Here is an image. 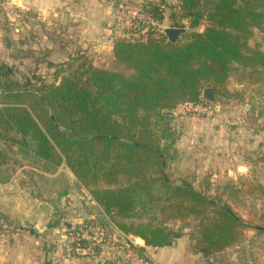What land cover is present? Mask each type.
<instances>
[{"label": "trees", "instance_id": "obj_1", "mask_svg": "<svg viewBox=\"0 0 264 264\" xmlns=\"http://www.w3.org/2000/svg\"><path fill=\"white\" fill-rule=\"evenodd\" d=\"M120 2L136 3L114 4ZM139 4L147 19L114 35L111 68L93 65L77 48L66 67L45 59L56 68L53 81L36 75L20 81L0 65V141L29 153L45 171L67 167L105 227L154 247L189 228L196 252L214 255L238 244L247 223L228 202L195 187L194 176L174 169L179 132L164 111L232 97L226 82L235 64L249 82L264 81V51L248 45L253 28L264 31V0H178L174 25L193 31L176 42L157 27L165 1ZM205 87L210 99L202 97ZM255 102L264 115V104Z\"/></svg>", "mask_w": 264, "mask_h": 264}, {"label": "crops", "instance_id": "obj_2", "mask_svg": "<svg viewBox=\"0 0 264 264\" xmlns=\"http://www.w3.org/2000/svg\"><path fill=\"white\" fill-rule=\"evenodd\" d=\"M8 1L17 11V17L7 14L8 20L22 34L41 37L40 43L50 50L49 62L68 60L74 48L95 66L113 60L115 0ZM164 1L167 6L161 27H178L174 25L177 20L171 18L178 0ZM5 12L0 10V51L6 49ZM231 75L226 87L232 97L221 99L212 116L187 115L183 105L172 115L179 132L175 141L177 168L195 175L194 186L207 185L208 193L248 184L252 169L264 162V115L259 114L252 93L243 88H248L247 79ZM0 150L7 156L0 162V264H97L94 256L82 251L66 255L62 249L67 228L87 219H102L87 189L65 166L45 171L29 153L9 148L2 141ZM24 159L30 161L24 163ZM189 232L185 228L172 244L161 247L137 239L152 264H217L225 254L231 259L230 248L210 256L196 252ZM247 234L245 231L244 236Z\"/></svg>", "mask_w": 264, "mask_h": 264}, {"label": "rangeland", "instance_id": "obj_3", "mask_svg": "<svg viewBox=\"0 0 264 264\" xmlns=\"http://www.w3.org/2000/svg\"><path fill=\"white\" fill-rule=\"evenodd\" d=\"M116 6L117 5L114 4V10ZM0 10L3 12L6 11L3 16L5 17V24H7V34L4 36V46L6 49H2L0 51V65L10 66L12 68L11 76L20 81H23L27 76L33 75L40 76L46 81H53L55 77L54 71L56 68L48 67L47 65L46 60L51 54L49 53L50 50L47 48V46L40 43L41 37L39 38L38 36L37 39L36 36H32L31 34H22L18 30V26L11 24V21L8 20L7 14H9L11 17H17V11L15 7L10 6L8 10L2 9L0 7ZM183 28H185L183 33L186 34L182 35L183 33H181L179 38L181 37L182 40H185L193 30L187 26ZM198 29L202 30V26H200ZM158 30H160L159 27ZM112 31L116 32V35L122 34L123 32L121 28L115 26V22L114 26L112 27ZM248 45H257L264 51V31H261L256 27L253 28L252 33L248 38ZM55 64L66 67L63 62H57ZM113 66H115L114 59L109 61L106 66L102 67L111 68ZM232 68V77L240 76L243 77V79H247L240 66L235 64L232 66ZM247 81L248 88L246 85L243 88L251 92L252 96L258 102H262L264 104V81L261 83H251L248 79ZM179 105H183V110L187 114L188 111L185 109L184 104ZM214 108H217V104L214 105ZM192 114H194L193 117H196L197 115L195 113ZM171 125L174 129H176V131H178L172 120ZM261 141H264V139ZM256 146L258 147V145ZM9 157L12 158L14 156L13 154L9 153ZM29 161L30 160L26 159L23 160L24 163ZM177 162H175L173 166L175 170L179 169L177 168ZM260 165L262 168H260ZM252 167H254V165ZM184 173L188 174L189 178L192 176L195 177V175H192L191 172L184 171ZM251 177L253 178L250 180V182H248V184L244 183L240 187L229 185L226 190L212 189V193H209L212 196L220 197V199L223 201H229V205L232 207L233 211L237 215H240L242 218H244L247 223L243 229L241 241L236 244L237 248H235V245H233L221 252L216 253L221 254L230 248L228 253L231 256V259H229V256L225 254V257L222 258L217 264H264V162L262 164H256V167L250 172V178ZM199 189L208 192V189ZM173 224L178 225V222H174ZM192 224H194V221ZM174 226L172 225V227ZM245 231L248 232L246 236H244ZM137 242H139V240H137Z\"/></svg>", "mask_w": 264, "mask_h": 264}, {"label": "built area", "instance_id": "obj_4", "mask_svg": "<svg viewBox=\"0 0 264 264\" xmlns=\"http://www.w3.org/2000/svg\"><path fill=\"white\" fill-rule=\"evenodd\" d=\"M0 7L8 10V0H0ZM115 26L121 29L137 27V22L147 17L141 11L139 2H120L115 7ZM155 24V23H152ZM161 31L163 27L157 24ZM185 109L195 114L211 116L214 106L201 103H185ZM137 237L126 235L117 229H109L95 219H87L67 228L63 244V253L82 251L94 256L98 262L110 260L114 264H152L150 257L141 249Z\"/></svg>", "mask_w": 264, "mask_h": 264}, {"label": "water", "instance_id": "obj_5", "mask_svg": "<svg viewBox=\"0 0 264 264\" xmlns=\"http://www.w3.org/2000/svg\"><path fill=\"white\" fill-rule=\"evenodd\" d=\"M185 31V28L183 27H174V26H168L163 29L164 34L166 35L167 39L170 42H176L180 36L181 33ZM211 92L212 89L210 87H205L202 91V97L206 99L211 98ZM164 113L167 114H174L173 111L165 110ZM79 252V251H77Z\"/></svg>", "mask_w": 264, "mask_h": 264}]
</instances>
